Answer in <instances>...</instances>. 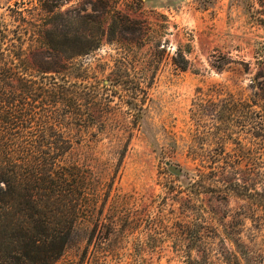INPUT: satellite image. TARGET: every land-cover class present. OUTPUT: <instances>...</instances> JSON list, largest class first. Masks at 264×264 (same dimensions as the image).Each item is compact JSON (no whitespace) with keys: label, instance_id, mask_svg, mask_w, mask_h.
Listing matches in <instances>:
<instances>
[{"label":"rangeland","instance_id":"rangeland-1","mask_svg":"<svg viewBox=\"0 0 264 264\" xmlns=\"http://www.w3.org/2000/svg\"><path fill=\"white\" fill-rule=\"evenodd\" d=\"M14 1L0 0V64L21 43L22 72L75 96L32 99L34 121L78 139L66 157L84 176L75 242L51 264H186L198 250L220 262L238 237L264 250L254 204L230 184L264 168L257 107L244 104L264 74L261 6L65 0L43 12ZM116 12L127 29L114 31Z\"/></svg>","mask_w":264,"mask_h":264},{"label":"trees","instance_id":"trees-1","mask_svg":"<svg viewBox=\"0 0 264 264\" xmlns=\"http://www.w3.org/2000/svg\"><path fill=\"white\" fill-rule=\"evenodd\" d=\"M63 1L15 0L14 4L48 12ZM244 1L246 6H261L256 11L262 16H256V21L263 23L264 0ZM129 24L132 21L127 16L116 12L114 31L127 29ZM47 38L49 35L44 30L41 45L48 44ZM2 47L10 50L4 41H0ZM22 50L19 43L16 48L19 55L8 51L0 64V264H51L75 242L73 236L81 220L84 176L80 165L66 157L78 139L53 127L56 123L34 121L39 113L32 99L42 95L70 101L75 96L69 93L70 87L54 78L35 79L22 72L29 65L25 58H20ZM256 52L262 57L264 47ZM43 71L38 69L39 73ZM256 78L261 79L252 85L253 91L244 104L248 109L257 107L254 130L264 132V74L258 72ZM40 109L43 112L40 115L44 116L47 110ZM32 124L36 127L30 131ZM241 181L242 184L230 181L231 189L254 204V221L263 230L264 168H258L254 176H245ZM249 243L250 240L235 238L234 247L219 254L224 259L220 262L206 261L208 252L198 250L186 264H264V250L255 252ZM219 255L215 254L214 258Z\"/></svg>","mask_w":264,"mask_h":264},{"label":"water","instance_id":"water-1","mask_svg":"<svg viewBox=\"0 0 264 264\" xmlns=\"http://www.w3.org/2000/svg\"><path fill=\"white\" fill-rule=\"evenodd\" d=\"M167 168H168V170L170 172H172V173H174L176 175L180 174V171L181 170L177 166H175V165H169Z\"/></svg>","mask_w":264,"mask_h":264}]
</instances>
